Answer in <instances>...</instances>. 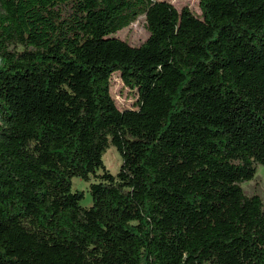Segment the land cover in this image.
Wrapping results in <instances>:
<instances>
[{
	"label": "trees",
	"instance_id": "trees-1",
	"mask_svg": "<svg viewBox=\"0 0 264 264\" xmlns=\"http://www.w3.org/2000/svg\"><path fill=\"white\" fill-rule=\"evenodd\" d=\"M199 10L0 0V264H264V0Z\"/></svg>",
	"mask_w": 264,
	"mask_h": 264
},
{
	"label": "rangeland",
	"instance_id": "rangeland-1",
	"mask_svg": "<svg viewBox=\"0 0 264 264\" xmlns=\"http://www.w3.org/2000/svg\"><path fill=\"white\" fill-rule=\"evenodd\" d=\"M170 3L176 10L182 8L189 9L195 16L200 17L199 0H157ZM114 37L125 41L130 46L138 47L142 45L147 37L148 32L145 28L144 17H140L137 21L128 28L118 32ZM110 95L119 110L132 108L136 100L135 96L124 87L118 73H115L110 78ZM105 168L112 174L116 175L121 167V157L114 147H109L102 157ZM87 184L80 179L72 180V190H80L85 193V198L81 202L82 206L88 207L91 205V198L87 193ZM243 190L247 195L257 194L261 197L264 203V167L259 166L256 175L251 182L243 185Z\"/></svg>",
	"mask_w": 264,
	"mask_h": 264
}]
</instances>
